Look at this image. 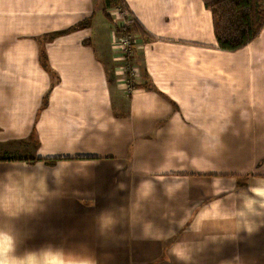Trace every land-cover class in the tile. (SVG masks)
<instances>
[{
    "label": "crops",
    "instance_id": "1",
    "mask_svg": "<svg viewBox=\"0 0 264 264\" xmlns=\"http://www.w3.org/2000/svg\"><path fill=\"white\" fill-rule=\"evenodd\" d=\"M121 8L0 0V264H264V28Z\"/></svg>",
    "mask_w": 264,
    "mask_h": 264
},
{
    "label": "trees",
    "instance_id": "2",
    "mask_svg": "<svg viewBox=\"0 0 264 264\" xmlns=\"http://www.w3.org/2000/svg\"><path fill=\"white\" fill-rule=\"evenodd\" d=\"M211 10L218 45L227 51L244 48L255 40L264 28L263 0H203ZM105 12L123 5V0H104ZM122 31L121 28H119ZM53 163L54 160H48Z\"/></svg>",
    "mask_w": 264,
    "mask_h": 264
},
{
    "label": "built area",
    "instance_id": "3",
    "mask_svg": "<svg viewBox=\"0 0 264 264\" xmlns=\"http://www.w3.org/2000/svg\"><path fill=\"white\" fill-rule=\"evenodd\" d=\"M121 41L127 48H130L135 42V39L133 38V40H131L129 36L123 35L121 37Z\"/></svg>",
    "mask_w": 264,
    "mask_h": 264
},
{
    "label": "rangeland",
    "instance_id": "4",
    "mask_svg": "<svg viewBox=\"0 0 264 264\" xmlns=\"http://www.w3.org/2000/svg\"><path fill=\"white\" fill-rule=\"evenodd\" d=\"M263 3H264V1H263ZM115 9H119V10H121L122 8H121V5H118V6H116V7H112V8H110L109 9V11H111V12H115V14H116V11H114ZM103 16V15H102ZM124 35H126V36H129L130 38H131V40H133V36H132V34L130 33V35L129 34H124ZM131 75V74H130ZM131 78H132V75H131ZM132 86H133V84H131ZM130 89L132 88L131 86L129 87Z\"/></svg>",
    "mask_w": 264,
    "mask_h": 264
}]
</instances>
